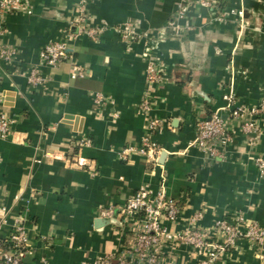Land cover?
I'll return each instance as SVG.
<instances>
[{
  "label": "crops",
  "instance_id": "obj_1",
  "mask_svg": "<svg viewBox=\"0 0 264 264\" xmlns=\"http://www.w3.org/2000/svg\"><path fill=\"white\" fill-rule=\"evenodd\" d=\"M82 1L31 0L30 15L4 17V41L21 63H0V113L13 121L10 135L0 139V238L23 228L31 254L22 264H82L129 251L132 224L101 213L117 211L141 187L155 192L162 185L179 209L175 223L161 220L169 232L185 230L197 213L195 230L212 231L216 219L235 223L239 217L264 229V177L254 166L264 157V117L248 110L264 99V0H218L211 10L192 5L179 21L178 0H91L81 28L107 30L94 40L77 37L70 47L79 51L69 60L39 65L49 79L45 87H29L25 74L39 64V51L68 31L77 33ZM230 9H241L242 19ZM124 21H134L149 38L122 42L114 28ZM173 22L177 32L168 27ZM75 64L84 77H71ZM149 65L162 69V84L148 83ZM230 93L234 100L227 103L223 96ZM94 94L103 97L101 105ZM240 106L246 110L241 116L229 115ZM213 113L233 138L223 161H207L188 146L198 120ZM66 115L77 117L78 126ZM155 118L165 123L161 131L148 127ZM251 122L257 131L244 134L242 125ZM144 137L155 143L157 162L137 153L119 160L124 147ZM83 139L91 145L80 146ZM78 156L94 165L76 166ZM156 261L264 264V239H239L213 263L190 245L164 242Z\"/></svg>",
  "mask_w": 264,
  "mask_h": 264
},
{
  "label": "built area",
  "instance_id": "obj_2",
  "mask_svg": "<svg viewBox=\"0 0 264 264\" xmlns=\"http://www.w3.org/2000/svg\"><path fill=\"white\" fill-rule=\"evenodd\" d=\"M91 0H83L78 8L80 16L76 25L80 28L76 34L68 31L57 41L46 44L38 53L37 65H32L25 74L29 87H45L48 83V77L42 74L39 65L55 67L71 58L72 49L70 43L82 34L89 39H97L104 31L107 30L105 25L89 26L82 29L80 24L83 21L82 13L85 11L84 6ZM93 1V0H92ZM218 0H178L175 11V21L184 19L192 5H199L205 9H215ZM32 13L31 0H0V63L19 66L21 63L18 59L19 52L9 47L4 36L7 34L4 17L9 14H27ZM228 14L242 19L243 11L241 9H230ZM219 21L224 20L220 17ZM74 22V21H73ZM170 23L168 27L178 31L176 23ZM119 39L124 43H133L136 41H145L149 38L146 31H140L134 21H124L114 28ZM147 81L153 85H160L165 81V75L162 69L157 66L149 65L146 68ZM20 71V70H19ZM24 73V72H23ZM72 78L84 77V71L80 65H73L71 68ZM227 103L234 100L233 94L223 96ZM103 97L100 94L93 95V101L96 105H101ZM143 111H148V102H144ZM254 117H264V99L258 105L248 109ZM246 111L243 107H237L229 112L233 117H239ZM12 119L3 113H0V139H6L12 130ZM150 131H161L165 123L157 118L150 119L148 125ZM244 134H250L257 131L255 123L244 124L241 127ZM195 139L189 142V147H194L202 154L207 161H223L226 158V148L233 142L232 135L226 121L223 120L219 113H213L209 117L198 120L195 126ZM80 146H90L89 139H83L79 142ZM137 153L149 157L157 162V151L155 143L148 137L141 139L138 146L124 147L119 152V160L127 161L130 155ZM73 163L78 167H92L91 161H85L81 157H76ZM254 166L260 177H264V157H256ZM0 215V228L4 222L5 210L2 209ZM102 216L108 220H117L132 224V230L135 233L133 242L129 246V251H120L116 255L99 257L91 262L82 264H131L129 256L134 257L135 264H156V257L159 248L164 242L174 244L182 243L190 245L193 250L206 258L207 263H213L219 256L227 251L229 247L236 244L239 239L247 238L256 242L264 239V229L257 224L246 225L242 217L237 218L235 223H230L224 219H216L212 225V231L195 230V223L201 219V214L197 213L189 219V227L181 232H169L162 225L161 220H167L175 223L179 209L176 201L170 198L165 190L164 185L153 192L150 187L144 186L138 189L133 195L129 196L117 211L108 207L103 211ZM4 215V217H3ZM119 216V217H118ZM195 226V227H194ZM214 231V233H213ZM213 235H212V233ZM216 235V236H215ZM215 237V239H214ZM218 237V238H217ZM27 238L23 228L19 225L12 227L10 233L5 238H0V264H22V259L31 254L27 249Z\"/></svg>",
  "mask_w": 264,
  "mask_h": 264
},
{
  "label": "water",
  "instance_id": "obj_3",
  "mask_svg": "<svg viewBox=\"0 0 264 264\" xmlns=\"http://www.w3.org/2000/svg\"><path fill=\"white\" fill-rule=\"evenodd\" d=\"M78 51H79V47H78V45H75V46L73 47V49H72V52H78ZM100 54H102V53H100ZM106 55H109V54L106 53ZM64 119L67 120V122H71V120H73V125H74V127L78 126V124H79V119H78L77 117H73V116H71V115H66V116L64 117ZM105 222H107V221L105 220ZM99 223H100V222H99Z\"/></svg>",
  "mask_w": 264,
  "mask_h": 264
}]
</instances>
